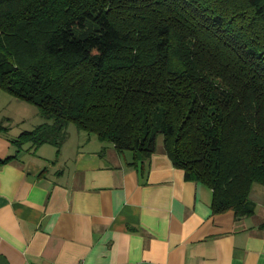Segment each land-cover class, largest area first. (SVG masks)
<instances>
[{"label": "trees", "instance_id": "obj_1", "mask_svg": "<svg viewBox=\"0 0 264 264\" xmlns=\"http://www.w3.org/2000/svg\"><path fill=\"white\" fill-rule=\"evenodd\" d=\"M0 91L42 120L18 151L69 126L134 165L161 144L235 218L264 187V0H0Z\"/></svg>", "mask_w": 264, "mask_h": 264}, {"label": "crops", "instance_id": "obj_2", "mask_svg": "<svg viewBox=\"0 0 264 264\" xmlns=\"http://www.w3.org/2000/svg\"><path fill=\"white\" fill-rule=\"evenodd\" d=\"M0 91V105L28 107ZM26 103V102H25ZM23 123L0 110V264H264V187L253 213L214 214L159 144L144 163L73 126L59 151H18ZM36 110V111H35Z\"/></svg>", "mask_w": 264, "mask_h": 264}, {"label": "rangeland", "instance_id": "obj_3", "mask_svg": "<svg viewBox=\"0 0 264 264\" xmlns=\"http://www.w3.org/2000/svg\"><path fill=\"white\" fill-rule=\"evenodd\" d=\"M20 103L28 105V107L20 106L21 108H18L15 105H12V104L6 105L4 103V104L0 105V110L2 107H6L5 111L7 112V114H15V116H17V118H19V120H21L23 123H25L26 119L30 120V118L32 117L31 116V111H32L31 109H32L33 105H31L29 103H25V102H20ZM260 187H263V186L261 185Z\"/></svg>", "mask_w": 264, "mask_h": 264}]
</instances>
